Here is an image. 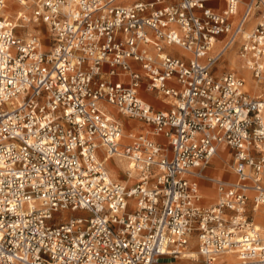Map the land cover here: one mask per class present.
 I'll list each match as a JSON object with an SVG mask.
<instances>
[{"label": "built area", "instance_id": "built-area-1", "mask_svg": "<svg viewBox=\"0 0 264 264\" xmlns=\"http://www.w3.org/2000/svg\"><path fill=\"white\" fill-rule=\"evenodd\" d=\"M12 1L0 0V264H264V97L214 71L238 47L263 84L264 0H15V16ZM228 150L236 178L209 176ZM121 158L125 183L107 168ZM200 181L217 186L212 206Z\"/></svg>", "mask_w": 264, "mask_h": 264}, {"label": "rangeland", "instance_id": "rangeland-1", "mask_svg": "<svg viewBox=\"0 0 264 264\" xmlns=\"http://www.w3.org/2000/svg\"><path fill=\"white\" fill-rule=\"evenodd\" d=\"M135 1H138V0H135ZM135 1H133V2H135ZM13 2V4H15V0H13L12 1ZM123 3H128V2H126V1H122ZM17 3V2H16ZM11 9H13V11H12V16H15L16 15V13H17V11H19V10H22L20 7H19V5H18V3H17V5L15 4V5H13L12 7H11ZM16 9V10H15ZM243 11H244V6L243 7H241L240 8V14L241 13H243ZM258 23V21H256V23L253 25V27L256 25ZM36 27V26H35ZM35 27H33V29H35ZM44 29V35L46 36V30H45V28H43ZM32 31V30H31ZM17 32H18V34H26L27 32H28V29H22V30H20V29H18L17 30ZM238 50H239V48L237 47L236 49H235V51L234 52H229V54L230 53H234L235 55H236V57H238ZM237 53V54H236ZM227 57H229V55H227ZM230 59V60H229ZM238 61H239V57H238ZM239 65H241L242 66V64H240V61H239V63H238V66ZM232 68V60H231V57H229V58H227L226 60H225V58L221 61V62H219L218 64H217V66H216V68L214 69V71L217 73V74H224V73H226V72H231V71H233V72H236V73H238V74H242V75H244V70H246V69H241V71L239 70V69H237V66H236V69L235 70H232L231 69ZM248 71V70H247ZM256 85L259 87L258 88V91H253V90H251L249 87H248V85H247V90L249 91V93H251L252 94V96L253 97H256V98H263L264 97V81H263V84H257V82H256ZM153 102V104L156 106V108L157 109H165V108H169V106H167V105H165L164 103H162V101H158V100H156L155 99V101H152ZM118 119L120 120H126L125 119V117H123L122 115H120V116H118ZM134 124H132V125H130L131 124V122L130 123H128V128L125 130V132H128V133H131V132H129V131H132V132H135V133H138L137 131H138V129H139V127L141 126V123H137V122H133ZM135 128H137V130H135ZM218 158V157H217ZM226 159H227V163H224L223 162V160L221 159V158H219V160H220V163H222V165H223V167L221 168V170H217V171H215V170H211V171H209V174H217V175H222V174H224L226 177H230V176H232L231 174H230V172L232 171V169H231V156H229L228 157V155L226 156ZM116 163V162H115ZM219 165V164H218ZM109 166H107V168H108ZM111 173H112V175H113V170L114 171H118V175L117 176H115V175H113V178H112V180L114 181V182H117V183H121V182H123V183H125V181H127V179H128V175H127V172H126V169L125 168H122V167H118L117 165H115V164H111ZM129 184H131V183H129ZM212 198L211 199H206L205 197H204V199H203V205L205 206V207H209V206H212V204H214V203H216L215 201H216V199H217V194H215V188L212 186ZM261 218H264V216L263 217H261ZM225 262L226 263H229V262H231L230 261V259L228 258L227 260H225ZM176 264H192L191 263V261H189V260H187L186 258H180V259H178L177 261H176ZM195 264H203V262L200 260V263H195Z\"/></svg>", "mask_w": 264, "mask_h": 264}, {"label": "crops", "instance_id": "crops-1", "mask_svg": "<svg viewBox=\"0 0 264 264\" xmlns=\"http://www.w3.org/2000/svg\"><path fill=\"white\" fill-rule=\"evenodd\" d=\"M207 4H208L209 7H212V8L217 9V10H223V9L225 8V5H226V4H224V2H221V1H209V2H207ZM256 21H257V19L252 18V19H251V22H250L249 25H248V28H249V29L253 28V25L256 23ZM251 24H252V25H251ZM221 46H222V42L219 41V42L215 45L213 51H218V50L220 49ZM236 48H237V47H235V48H234L233 50H231L230 52H234ZM227 55H228V53H227L226 56L224 57L225 60H226L227 58H229V57H227ZM229 60H230V59H229ZM240 64H241V63H240ZM231 72H233V71H231ZM233 73L239 75L240 77H242V78H244V79L246 80V76H245V75L238 74L239 72H238V73L233 72ZM250 75H251V74H250ZM252 78H253V76H252ZM246 83H247V81H246ZM247 91H248V90H247ZM248 92H249V91H248ZM143 95L145 96V98H146L149 102H151V104H153L152 101H155V99H156V100H158V101H162V103H164L165 105H167L166 102L163 100L162 97H158V96H156V95L154 96V95L146 94L145 92H143ZM153 106L156 107L154 104H153ZM165 109H168V108H165ZM160 110H163V109H160ZM126 121H127V120H126ZM224 153H227L228 157L231 156L229 150H228V151H225ZM218 158H220V157H218ZM218 158H215V159H218ZM215 159H214V160H215ZM214 160H213V163H212L211 167L207 170V174H208L209 176H213V177L218 178V179H221V180H229V179H230V180H233V179L236 178L232 171L230 172V174L232 175V176H230V177H226L224 174H222V175H217V174H212V173L209 174V171H211V170H215V171H217V169H219V166H217V164L214 162ZM231 160H232V157H231ZM199 184H200V194H201V196L203 197V198H202V201H203V199H204V197H205L204 194H206V195L209 196V197H207L206 199H211V198H212V196H213L212 193H210V192H208V191L206 190V189H212V186L215 188V194H217V186H216V184H213L212 182L209 183V182H207V181H200Z\"/></svg>", "mask_w": 264, "mask_h": 264}, {"label": "bare ground", "instance_id": "bare-ground-1", "mask_svg": "<svg viewBox=\"0 0 264 264\" xmlns=\"http://www.w3.org/2000/svg\"><path fill=\"white\" fill-rule=\"evenodd\" d=\"M122 1H126V2H128V3H132L133 1H135V0H122ZM127 3V4H128ZM12 7V5L10 6V8ZM21 10H19V12H20ZM252 25V24H251ZM237 54V53H236ZM228 55H229V57H231V60H232V70H235L236 69V66H237V69H239L240 71H241V69H243L242 68V66L241 65H239L238 66V63H239V61H238V57H236V55L234 54V53H228ZM244 72V75L246 76V81H247V83H246V88H247V85H248V87L251 89V90H253V91H258V86L256 85V81L252 78V75H250V72L249 71H247V70H244L243 71ZM247 90V89H246ZM132 124H134L133 122H131V124L130 125H132ZM125 127H126V129L128 128V125H125ZM135 130H137V128H135ZM126 136H128L129 135V133L128 132H126V134H125ZM226 156H227V153H221L220 155H219V157L223 160V162L224 163H227V159H226ZM116 162V163H115ZM214 162L217 164V166H219V169H217V170H221V168L223 167V165H222V163H220V160H219V158L218 159H215L214 160ZM115 164V165H117L118 167H122V168H125L126 169V171L127 170H129L130 168H129V165H128V163L125 161V159H123V158H121V159H115V160H109V161H107V164H108V168H109V174H110V176L113 178V175H115V176H117L119 173H118V171H114L113 170V175H112V173H111V164ZM219 164V165H218ZM114 179V178H113ZM208 192H210V193H212V189H206ZM205 195V198H207V197H209L208 195H206V194H204ZM255 219H256V225L258 226V227H260L261 229H264V218H261V217H259L258 215H256V217H255ZM187 256H197V253H196V250L195 251H189L188 253H187ZM236 259L235 258H233L232 256H231V258H230V261L231 262H233V261H235Z\"/></svg>", "mask_w": 264, "mask_h": 264}]
</instances>
